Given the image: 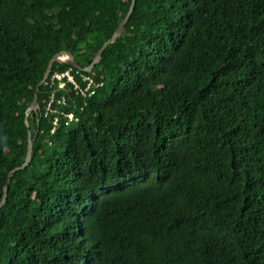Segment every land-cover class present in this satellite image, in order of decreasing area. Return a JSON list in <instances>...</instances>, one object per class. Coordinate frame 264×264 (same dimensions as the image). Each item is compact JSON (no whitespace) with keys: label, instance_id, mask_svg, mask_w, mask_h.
<instances>
[{"label":"trees","instance_id":"obj_1","mask_svg":"<svg viewBox=\"0 0 264 264\" xmlns=\"http://www.w3.org/2000/svg\"><path fill=\"white\" fill-rule=\"evenodd\" d=\"M132 2L0 0V201L50 61L91 66ZM83 73L39 90L0 264H264V0H136Z\"/></svg>","mask_w":264,"mask_h":264},{"label":"water","instance_id":"obj_2","mask_svg":"<svg viewBox=\"0 0 264 264\" xmlns=\"http://www.w3.org/2000/svg\"><path fill=\"white\" fill-rule=\"evenodd\" d=\"M135 3L136 0H133L132 2V6L128 12V14L126 15L125 19L123 20V22L120 24V26L118 27V29L115 31L113 37L107 41L103 47L99 50V52L97 53L93 63L91 64V66L84 68L82 65H80L75 57L73 56V54L68 53V52H62L58 55H56L49 63V66L46 70L44 79L39 83V85L37 86L36 91L34 92L33 95V100L30 104V106L27 108L26 113H25V125L27 128V152H26V157L24 159L23 164L16 166L15 168H13L12 170L9 171L8 176H7V180L5 182V185L3 187V195H2V199L0 201V208L1 206L4 204L6 198H7V193H8V188L10 185V181L12 176L14 175V173L20 169H23L24 167L27 166V164H29L31 157H32V151H33V143H34V137H32L31 131L29 129V124H28V116L32 113V112H36L39 109V101H38V94H39V90L41 89V87L43 85H45L47 83V81L49 80V77L51 75V73L53 72V67L57 62H62L63 57H68V59H66L64 62L67 63L70 67L81 70L83 72L86 73H90L94 67H96L97 64L100 63L103 54L105 52V50L107 49V47L109 45H111L112 43L116 42L124 33L125 28L131 18V15L134 11V7H135ZM37 133V132H36Z\"/></svg>","mask_w":264,"mask_h":264},{"label":"built area","instance_id":"obj_3","mask_svg":"<svg viewBox=\"0 0 264 264\" xmlns=\"http://www.w3.org/2000/svg\"><path fill=\"white\" fill-rule=\"evenodd\" d=\"M63 60L65 61V59ZM64 61H62V63H65ZM76 77L80 79V82L82 84H84L83 88L78 83ZM49 80H50V86H53L56 84L59 90L65 89L67 84H71L73 86V90L76 91V93L80 94L83 98L86 96L93 95L96 89H99L100 87H102V84L95 82L94 79L90 75H85L83 71L78 70V69H73V68L64 73L57 72V73H54L53 75L51 73ZM56 91L57 90H53L49 96L48 105L45 110L46 115L49 113L52 114V113L57 112V110L53 108V104H58L62 106L68 105L64 97H62L60 101L56 100V97H55ZM70 104H73L72 101L70 102ZM60 114L61 112L59 113V115ZM66 117L69 120L73 119L72 114H68L66 115ZM57 121L58 119L56 118L53 124L56 125ZM53 131L54 130H52L51 133H53Z\"/></svg>","mask_w":264,"mask_h":264},{"label":"bare ground","instance_id":"obj_4","mask_svg":"<svg viewBox=\"0 0 264 264\" xmlns=\"http://www.w3.org/2000/svg\"><path fill=\"white\" fill-rule=\"evenodd\" d=\"M68 59V57H66ZM64 59V58H63ZM66 60V59H65ZM209 202V201H208Z\"/></svg>","mask_w":264,"mask_h":264},{"label":"rangeland","instance_id":"obj_5","mask_svg":"<svg viewBox=\"0 0 264 264\" xmlns=\"http://www.w3.org/2000/svg\"><path fill=\"white\" fill-rule=\"evenodd\" d=\"M64 58V57H63ZM64 59H67L66 57Z\"/></svg>","mask_w":264,"mask_h":264}]
</instances>
